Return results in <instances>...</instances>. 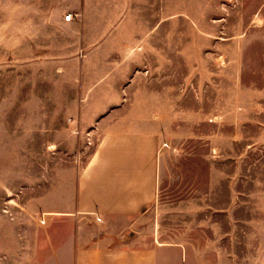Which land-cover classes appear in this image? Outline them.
<instances>
[{"label": "rangeland", "instance_id": "obj_1", "mask_svg": "<svg viewBox=\"0 0 264 264\" xmlns=\"http://www.w3.org/2000/svg\"><path fill=\"white\" fill-rule=\"evenodd\" d=\"M108 130L154 137L165 264H264V0H0V264L74 232Z\"/></svg>", "mask_w": 264, "mask_h": 264}, {"label": "crops", "instance_id": "obj_2", "mask_svg": "<svg viewBox=\"0 0 264 264\" xmlns=\"http://www.w3.org/2000/svg\"><path fill=\"white\" fill-rule=\"evenodd\" d=\"M156 182L153 135L105 131L77 174L74 195L52 209L74 215L77 228L50 236V247L36 250L35 264H165L166 242L131 231L155 200ZM85 219L96 223L89 233Z\"/></svg>", "mask_w": 264, "mask_h": 264}, {"label": "built area", "instance_id": "obj_3", "mask_svg": "<svg viewBox=\"0 0 264 264\" xmlns=\"http://www.w3.org/2000/svg\"><path fill=\"white\" fill-rule=\"evenodd\" d=\"M71 18H72L71 14H67V15L64 16V21L68 22V21L71 20Z\"/></svg>", "mask_w": 264, "mask_h": 264}]
</instances>
